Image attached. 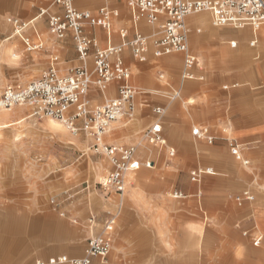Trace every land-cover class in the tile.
<instances>
[{"label": "crops", "instance_id": "1", "mask_svg": "<svg viewBox=\"0 0 264 264\" xmlns=\"http://www.w3.org/2000/svg\"><path fill=\"white\" fill-rule=\"evenodd\" d=\"M48 1V7H50L52 0ZM76 3L80 5V7L75 5L76 7L87 9L93 14H97L101 7L117 12V15L111 18L112 27L108 37L106 31L99 26H85L86 34L94 38L99 47L105 48L109 43L119 44L122 39L118 35V29L122 27L128 30L126 39L132 38L134 26L130 18L129 8L124 0H76ZM7 5L5 0H0V15L3 14ZM9 16L31 20L25 34L32 40L42 41L40 49L26 50L19 35L11 33L0 39L2 41L9 40L10 46L8 48L3 46L0 57L9 61V66L14 71L13 75L26 80L52 64L58 74L65 75L70 68L82 64L75 50L71 32H67L60 39L51 37L46 20H42L43 15L38 13L29 18H22L16 14H10L7 17ZM142 21H139L136 27L143 34H151L159 27V24L141 25ZM185 26L187 38L189 34L196 53L202 55L205 62L203 69H193L194 78L192 79H196V81L187 84L179 78L183 68V54L181 52L156 56L152 42L151 47L148 43L145 61H138L131 55L130 48L125 46L120 57L130 70L129 84L135 87L138 92L136 98L134 97L135 102L133 101L137 118L132 123H125L120 120L121 116L118 117L119 120L116 119L113 121V125L109 126L104 135V141L107 139L108 142L105 141L106 143L119 144L136 142L140 139L139 135L144 124L150 123V126L159 122L166 139V144L160 147L159 156L163 158L167 168L182 167L185 164L187 166V163L192 162L194 158L200 155V152L192 147V136H194L192 133V136L190 134L192 123L194 121L206 122L215 133H218L220 122L226 118L227 110L232 108L235 111V115L231 117V131L234 137L229 134L228 128L225 126L223 131L227 132V136L223 137L216 134V145L208 148L207 151L218 152V147L224 146L223 140L227 141L230 138L239 145L241 153L242 146H244L245 153L249 156L264 157V33L254 31L249 26L250 29L247 26L241 29L230 26H215L212 24L210 14L207 11L187 15ZM143 28L149 32H144ZM6 30L7 27L2 24L0 19V37L5 34ZM200 31H202L201 34ZM231 42H235L236 45L231 46ZM235 47L236 49H231ZM93 53L94 48L92 47L84 61L89 68L93 66ZM54 57L57 59L55 62L53 61ZM207 76L210 79L209 83L203 82ZM211 82L216 86L213 87ZM222 82H231L221 86L225 92L219 90V84ZM234 84H238V86L234 90L235 96L230 98L227 93H229L230 87H235ZM117 86V82H111L105 91H100L97 87L92 86L88 92L90 106L99 105L108 98L116 97ZM157 93H165V98L157 96ZM175 94L177 95L175 96ZM24 107L16 106L15 108L14 106L12 107L14 109H3L6 113H2V109H0V124L8 126L20 122L22 116L19 114L23 112ZM155 108H160L163 112L156 114ZM195 110H203L205 116H196ZM54 120L52 118L49 120L53 128L63 130L61 125ZM223 123L224 125L228 124L226 120ZM198 126L209 128L205 124ZM209 130L211 132L210 128ZM75 135L86 137L82 132ZM70 140L81 144L78 138H70ZM162 148H168V151L173 148L174 155L176 149L177 158L180 159L167 158V156H172L168 152L166 155ZM244 154L242 153L241 156L246 158V154ZM218 155L217 162H222V149L219 150ZM136 157L139 159L138 150ZM243 157L241 160L240 155L239 158L234 156V159L245 165L243 164L245 160ZM147 161L151 163L150 168L155 166V160ZM47 163V167L52 172L58 169L56 165L60 161L49 158ZM232 164L234 165L233 161ZM106 167L107 164L104 159L93 164L91 173L97 183H100L104 178ZM27 168L32 175L26 178V183L33 190L36 182L35 174L39 168L34 165H28ZM205 169H208V171H204L205 173H218L217 170L210 167H205ZM9 173L10 170H0V187L4 188L12 183ZM130 173L126 174L128 187L118 199L108 196L116 192L104 189L105 194L95 190L91 196H87L82 191L87 189L88 185L80 187L78 183L79 179L85 175L83 170H78L76 174L68 168L60 170L59 179H57L58 182L55 186H44L40 192L46 194L53 188L59 189L60 193H64L66 196L65 200L62 199V201L67 202L63 204L57 200L55 206L58 207V210L65 212L66 215L74 216L72 217L74 223H77V217L82 218L87 215L85 221H88V229L84 228L76 236L69 237L65 230L64 220L59 219L58 225L55 224L53 228L47 219L48 214L46 212H41L29 219L26 228H15L16 223L13 222V219H5V221L12 223L10 227H4L0 232V264H8L4 262L7 261L8 254L16 251L26 252V255L10 264H34L36 260L51 261L60 254L71 257L83 256L89 236L94 231H100L106 214L115 210L118 205H123V211L118 217L115 231L112 230L111 232L110 251L103 258L94 257L91 264H264V247L262 250H255L254 248L246 250L243 248L244 241L242 239H239L240 248L242 252L244 249L247 252V260H244V257H237L228 263L226 261L228 243L230 236H234L229 235L224 229L222 218L221 227L206 226L201 217L191 211L192 205L190 206L189 202H179L163 195V192L160 191L162 186L157 181L159 174H145V171H141L139 176L134 178L131 177ZM241 173V170L238 171L239 175ZM144 182L147 185L155 182V191L143 188ZM174 190L183 193L177 188L173 189L172 192ZM187 190H193L192 186L187 185ZM240 196L241 193L235 196V201ZM171 197L175 198L172 195ZM68 199L71 200L68 201ZM253 200L254 195L251 203L254 202ZM55 206L53 207L55 208ZM253 210L252 222H257L263 230L264 203H256ZM91 222H93L92 225L89 224ZM244 231L248 232L246 238L254 247H259L263 243L264 233L256 230L250 232L248 228L244 229L242 233ZM212 235L217 238L214 246L210 245ZM256 235L261 236V242L258 245L252 243V238Z\"/></svg>", "mask_w": 264, "mask_h": 264}, {"label": "built area", "instance_id": "2", "mask_svg": "<svg viewBox=\"0 0 264 264\" xmlns=\"http://www.w3.org/2000/svg\"><path fill=\"white\" fill-rule=\"evenodd\" d=\"M130 11L134 26L132 38L126 39L127 28H119L118 35L122 39L119 44H107L105 48L98 46L97 41L85 32V26H99L111 33V18L117 12L101 7L97 14L74 5V0H52L50 6L58 11L49 12V7L41 8L40 15L46 14L49 34L55 38H63L67 32L72 33L74 47L82 64L72 67L65 75L58 74L54 65L43 70L39 77L24 85L7 84L0 92V108L10 109L14 106H26L33 115H44L60 121L72 134L82 132L90 138L95 151L102 153L110 162L111 169L106 173L104 181L99 183L104 190L121 194L126 186V174L140 167L136 157L134 144L106 143L104 135L110 124L122 115L132 116L133 101L137 89L129 84L130 70L124 64L120 54L128 46L131 55L138 61H145L149 39L154 45V53L161 56L171 52L183 54L182 78H194L193 68L198 59L189 51L185 17L192 13L207 11L215 26H230L243 28L249 26L254 31L264 33V0H124ZM159 24L158 29L151 34H143L137 30V23ZM12 34L21 36L26 50H37L42 47V41L32 40L25 34L31 20L17 16L7 17ZM231 42V46H235ZM94 48L93 66L89 68L84 61L90 49ZM57 59L54 57L53 61ZM201 78V76H200ZM111 82H117V95L106 99L103 103L90 106L88 92L92 86L105 91ZM234 86V85H232ZM226 87V86H225ZM177 94H175L176 96ZM156 114L163 111L155 108ZM191 133L198 139L212 143L214 135L208 127L195 126ZM145 138L149 144L163 146L166 139L159 122L151 124L145 130ZM231 154L242 160L239 145L228 138ZM174 155V149L168 151ZM244 158V157H243ZM243 161L249 163L247 158ZM146 167L150 161L144 162ZM195 168L190 171L191 181H198L208 169ZM171 195L180 198L182 192L174 190ZM253 195L243 191L237 203L251 201ZM53 203V200H51ZM63 214V212L61 213ZM93 219V218H90ZM115 220L108 216L102 223L100 232L95 233L86 241L83 256L71 257L60 254L51 261L36 260L34 264H91L94 257H105L111 246V232ZM248 232H245L246 234ZM261 236L252 238V243L258 245Z\"/></svg>", "mask_w": 264, "mask_h": 264}, {"label": "rangeland", "instance_id": "3", "mask_svg": "<svg viewBox=\"0 0 264 264\" xmlns=\"http://www.w3.org/2000/svg\"><path fill=\"white\" fill-rule=\"evenodd\" d=\"M5 2L8 5L4 8L3 14L0 15V19L2 20V24H5V26L7 27V30L5 34L0 37V39H3L4 37L12 33L10 25L6 22V17L8 15L16 14L22 18H29L39 13L41 7L45 8L49 6L48 0H5ZM74 5L80 7V5L76 3V0H74ZM56 10L57 7L54 6H50L48 9L49 12H54ZM44 19L46 20V14H43L42 20ZM142 24L148 26V24L144 21L141 22V25ZM142 30L144 32H149L145 31L144 28ZM201 32L202 31H200V34ZM14 38L16 37L14 36ZM8 41L0 40V56H2L1 50L3 49V46H5L6 48L10 46ZM148 43L151 47L152 40L149 39ZM188 45L189 50L196 54L198 59L197 65L193 69H203L205 64L203 56L199 53H196V50L193 46L194 44L191 43V40L189 38V34ZM227 45L230 46L229 43H227ZM231 49L234 50L236 49V47ZM13 73L14 71L11 70L9 61L3 60L0 57V92L7 84L16 86L24 85L31 80L39 77L42 72L29 77L26 80L13 75ZM181 73L182 71L180 72L179 78L183 80L184 83L191 84L196 81V79L182 78ZM203 82H210L208 76ZM212 82V86L215 87L216 84L214 85ZM230 83L231 82L220 83L219 90L224 91L222 90L221 86L223 84ZM234 85L235 87H230L228 91L229 93H227L230 98L235 96L234 90L236 89L238 84ZM137 94L138 92L136 93V95ZM165 95V93H157V96L160 97H164ZM195 113L196 116H205L203 110H195ZM31 114V109L25 106L23 108V112L19 114L22 116L20 118V122L8 126H3V124H0V170H10L9 175L10 181L12 182L4 188L0 187V232L4 229V227L7 228L11 226L12 222H7L5 221V219H13V222L16 223L15 228H26V224L28 223L29 219H32V217L40 214L41 212H46L48 214L47 219L49 220L50 224H52L53 228L55 224L58 225L59 219H63L65 222V230L68 233V236H76L82 229H88V221H85L87 215L82 218L77 217V223H74L72 220V217L74 216L66 215L65 212L61 214L62 211L58 210V207L55 206L57 200L63 202V204L67 202L62 201V199L66 197L65 194L60 193L61 191L59 189L55 190V188H53L46 194H41L40 189L47 185H52L54 187L58 182L57 179H59L60 170L68 168L70 170H73L74 174H76L80 169L84 171L85 175L78 181L80 187L88 185V188L82 191L83 194L85 193L87 194V196H91L95 190L105 194L101 185L93 179L91 172L93 164L100 159H104L107 164L104 172L105 176L110 168L109 161L105 155L93 149L92 140L83 136L72 134L60 121L56 119L54 121L59 123L63 130L60 131L53 128V126L49 123L51 117ZM234 115V109L229 108L227 110L226 118L219 124L218 133H215L211 126L206 122L194 121L192 123L190 127V134L193 125L198 126L199 124H205L209 126V128L211 129V134H213L215 137L210 144L205 140L198 139L192 136L191 134L193 138L192 147L194 149H197V151L200 152L199 154H202V156L199 155V157L194 158L192 162L187 163V166L185 164L182 167L167 168V165L165 164L163 158L159 156L161 146H154L152 144H149L145 138L144 133L150 123L144 124L142 126V130L139 135L140 139L136 142L130 143L136 146V149L139 153V160L141 161L139 169L130 173L131 177H138L141 171H145V174H159L161 178L160 176H158L157 181L162 186L160 187V191L163 192V195L179 202H189L190 206L192 205L191 211H194V213L201 217L204 225H209L211 226V228H219L221 227L220 223L222 218V224H224L222 226L229 233V235L234 236H230L228 243L229 247L226 253V261H228V263L234 261L235 259H237V257H244V260H247L248 256L245 249L247 250L248 248H254L255 250H262V247H264V241L259 247H254L246 238L248 233L244 234L247 231H244L242 233V231L247 228L250 229V232H255L256 230L264 233V229L262 230L257 222H252V218L254 215L253 206L256 203H264V157L249 156L245 153V147L242 146V153H245V157L249 159V163L247 165H242L234 159V156L230 152L228 141L226 140H223V147H218V152L220 149H222L223 152L222 162H217L219 156L218 152L207 151L208 148L216 145V134L223 137L225 135L227 136V132L225 133L223 131V128L225 126H227L228 128L229 134L234 137V134L231 131V117ZM136 118L137 112L135 107L131 117L123 115L120 117V120L125 123H132L136 120ZM225 120L228 122L227 125H224L223 123ZM113 123L114 122H112L110 126H112ZM70 138H78L81 144H78V142H72ZM105 141L108 142L107 139ZM162 150H165V154L167 155L168 148H162ZM49 158H55L56 160L60 161V163H57L56 165L58 168L56 171L51 172L47 167ZM167 158H177L176 149L175 155L172 157L167 156ZM151 159L155 160V166L153 168L145 167V165H143V162ZM177 159L180 158L178 157ZM232 161L234 162L235 166L232 164ZM28 165H34L39 168L37 169V172L35 174L36 182L35 188L33 190H31L26 183V178L32 175L31 171H28ZM193 167H210L214 170H217L218 173H203L200 176V179L194 182L191 181L189 175L190 170ZM240 170L242 171L241 175L238 174V171ZM154 184L155 182H152V184L147 185L144 182L143 188H149L155 191ZM187 185H191L193 190H187ZM127 187L128 184L126 183L124 189L125 191ZM175 188L182 190L184 193L183 195L185 196L178 199L172 198L171 192ZM245 190L254 195V202L252 201L253 203H251V201L244 200L239 205L237 201H235V196L240 195V193L242 194ZM108 196L116 197L119 199L120 194L111 193ZM51 200H53V203L51 202ZM69 200L71 199H68V201ZM53 206H55V208ZM122 211L123 205H118L115 210L106 214L103 219L104 221L108 216L113 215V218L115 220L113 224V231H115L118 217L122 213ZM89 224L92 225L93 222ZM98 232L94 231L92 235ZM239 239H242L244 241V252L241 251V244L239 242ZM216 241L217 238L212 235V237L210 238V245L214 246L216 244ZM24 255H26V252L23 251L9 253L7 261L4 262L10 264L12 261L17 260Z\"/></svg>", "mask_w": 264, "mask_h": 264}, {"label": "bare ground", "instance_id": "4", "mask_svg": "<svg viewBox=\"0 0 264 264\" xmlns=\"http://www.w3.org/2000/svg\"><path fill=\"white\" fill-rule=\"evenodd\" d=\"M243 28H245V27H243ZM240 29H241V28H240ZM11 108H12V107H11ZM15 108H16V106H15ZM0 109H1V108H0ZM12 109H14V108H12ZM1 111H2V113H6V111H4L3 109H2ZM9 112H10V111H9ZM12 112H13V111H12ZM3 115H4V114H3ZM3 115H2V116H3ZM5 115H6V114H5ZM52 119H53V118H52ZM194 127H195V126H194ZM104 178H105V176H104ZM104 178L102 179V181H101V182H103V181H104ZM101 182H100V183H101Z\"/></svg>", "mask_w": 264, "mask_h": 264}]
</instances>
